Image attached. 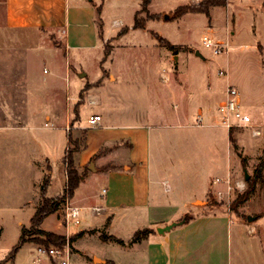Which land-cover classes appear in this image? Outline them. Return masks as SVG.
Segmentation results:
<instances>
[{
	"label": "rangeland",
	"instance_id": "374dc122",
	"mask_svg": "<svg viewBox=\"0 0 264 264\" xmlns=\"http://www.w3.org/2000/svg\"><path fill=\"white\" fill-rule=\"evenodd\" d=\"M73 1H77V6L82 1L87 2L94 11L97 27H101L104 36L111 37L110 40L99 39L103 42L96 48H68L65 53L60 39L56 42L61 47L48 38L34 41L29 36L19 40L13 33H4L0 37V264H33L36 256L34 241L23 243L13 256L8 255L17 243L22 227L30 226V218L41 201L42 184H37L26 166L27 146L36 144L43 150L46 144L58 145V152L63 155L67 105H70L72 116L78 115L75 121L87 127L77 131L75 137L70 136L68 148L72 150L80 145L82 148L88 146L89 113L110 111L113 114L108 121L124 120L126 116L145 120L146 112L153 106L155 111L149 120L154 125L150 129L153 175L161 174L162 166L168 167L169 171L176 168L177 158H185L187 154L191 169L202 173L206 184L215 177H225L229 166L231 173L223 182L229 180L231 190L230 193L223 191V198L224 202L226 197L229 200L230 217L247 225V216L258 215L251 223L258 225L257 236L264 247V171L263 179L256 181L252 194L233 205L234 199L246 188L244 170L251 177L264 158L262 0H231L226 6L214 8L209 17L203 13H190L184 18L169 19L164 15L173 12L180 1L189 0H153L145 9L143 0H68L67 8ZM137 11V17L143 20V28H132ZM115 19H119L121 25L114 26ZM122 27H127L128 31L117 35ZM115 31H118L116 35ZM154 34L181 48L174 53ZM204 36L227 42L228 51L214 53L212 47L203 44ZM196 50L202 57L195 55ZM174 56H177L176 60ZM44 68H47L46 72ZM220 70L224 73L219 74ZM80 72L86 75L79 77ZM163 73L169 75L168 83L162 80H165ZM110 74L115 75L116 81L108 82ZM97 79H102L107 86L87 91L93 85L91 81ZM228 84L239 90L241 110L248 113L253 126L261 130L260 136H252L250 128H233L228 134L222 126H207L204 109L208 105L216 108L215 102L224 97ZM91 95L101 97L103 105L90 104L86 96ZM48 96L63 112L58 119L48 122L47 127L44 126L45 107L51 101ZM181 102L186 105L190 102L192 112L180 121L174 111ZM198 107L202 109V115L197 114ZM132 110L140 111L142 117L126 115ZM199 116L202 120L197 123ZM163 117L170 120V125L159 127L165 120ZM231 121L235 120L231 118ZM21 125L27 126L18 129ZM69 127L66 133H70L71 122ZM51 169L56 173L59 167L52 165ZM61 179L54 175L51 187L46 190L47 197L62 192ZM237 182L243 184L242 187H238ZM95 183L94 189H100L102 182ZM210 197L206 201L217 204L214 197ZM202 204L204 201L201 200L195 203ZM55 212L43 220L42 227L54 229L61 219L62 204ZM80 219L83 226L99 220L97 214L86 209L80 212ZM98 231L99 234L92 231L75 239L84 255L90 260L93 253L100 256L110 252L125 258L126 249L114 241L103 240L100 235L107 234L103 228ZM110 233L124 241L129 240L128 244L133 243L130 239L133 232L128 228ZM78 260L76 254H70L72 264H79ZM260 261L264 263V253Z\"/></svg>",
	"mask_w": 264,
	"mask_h": 264
},
{
	"label": "crops",
	"instance_id": "0c3cea01",
	"mask_svg": "<svg viewBox=\"0 0 264 264\" xmlns=\"http://www.w3.org/2000/svg\"><path fill=\"white\" fill-rule=\"evenodd\" d=\"M67 1L0 0V37L4 33H13L19 40L28 39L29 36L33 37L34 41L48 38L52 43L55 42L56 46H62L65 53L68 48L93 49L102 45L103 41L100 42L99 39L104 41L111 39V37L104 36L101 27H97L94 11L87 2L82 1L77 6L75 5L77 1H73L72 5L67 8ZM199 1H180L176 7L197 4ZM226 1L227 3L231 2V0ZM152 2L153 0L148 6ZM216 7L218 6L210 8L209 16ZM170 13L172 12L170 11ZM190 13L193 12L186 13L181 18ZM113 25H121V21L115 19ZM117 32L115 31V35ZM56 39L61 40V46L56 42ZM259 45L261 44L259 43ZM46 71L47 68H44V72ZM163 77L165 78V80L162 79L164 82L170 81L169 75L163 73ZM109 81H116L114 74H110ZM91 83L93 85L87 88V91L92 88L103 89L107 86V83L102 79L92 80ZM49 95L54 97L50 92ZM224 97L215 102V109L210 105L204 109L208 120L207 126L224 127L217 111V105ZM86 98L90 104L103 105L99 96L91 95ZM49 99L51 100L50 97ZM65 110L64 129L71 122L69 135L75 137L77 131L87 127L75 121L78 115L76 117L71 115L70 105H67ZM154 111L153 106L148 109L145 120L141 118L134 120L132 117L126 116V119L119 121L107 120L113 114L110 111H105L104 114L98 111L89 113L88 123L89 118L93 115H99L101 119L98 124L89 123L91 127H88V146L82 148L83 146L79 144L80 146L73 155L74 167L80 176V181L70 202L78 206L80 212L86 209L90 210L92 214H97L99 220L97 219V222H91L87 226H83L81 223L78 226H71L72 228L68 229L69 234L81 231L82 237H85L92 231L99 234L100 228H103L107 235H114L110 232H118V230L127 228L133 233L145 227L155 231L140 242L128 244V240L124 241V244H120L122 249H126V253L123 254L126 259L116 257L109 252L100 256L93 253L92 259L90 257L89 260L74 240L70 248L71 253L78 256L77 263L264 264L260 261L264 247L263 241L257 236L258 225L251 222L246 225L240 219L232 220L227 197L224 202L225 192L223 191L226 190V183L223 182V179L231 173L229 166L225 177H215L209 184H206L203 174L191 169L187 154L185 158H177L179 161L176 163V168L169 171L168 167L162 166L160 169L162 175H153L150 129L154 125L149 120ZM62 112L58 110L53 100L48 101L45 107L44 126L48 127V122L58 119ZM191 112L190 102L188 105L182 103L179 106L177 104L174 115L181 121L187 118ZM115 114L122 115L121 112ZM129 114L142 117L140 111L126 112V115ZM197 114H203L200 107L197 108ZM163 119L165 118L163 117ZM169 121L166 118L163 121L164 124L161 123L159 127L170 125ZM26 126L21 125L18 129H23ZM227 131L229 134L230 131ZM67 134L65 131V138ZM33 141L35 140L33 139ZM68 144L69 141L66 138L63 155L58 152V145L46 144L43 150L41 146L37 145L36 147V144L27 146L26 166L33 173V177L37 179V184H42L43 179L48 177L46 189L48 190L52 185L54 175L59 180L62 178V192L57 195H48V197L61 196L65 190L66 168L63 156L68 150ZM180 147L182 148V146ZM101 148L103 150L98 153ZM24 152H27V149ZM90 162L93 163L90 164ZM52 165L58 166L61 171L58 169L54 173L51 169ZM214 165L217 166V163L215 162ZM217 178L222 181H216ZM96 181L102 182L98 190L93 187ZM159 184L162 189L160 186L158 187ZM213 186L215 187L213 188ZM219 192L223 193L219 195ZM209 196L214 197L217 204L208 203L209 201L206 200ZM198 200L204 201V204L195 205ZM94 207H99L100 210L94 212ZM52 214H56V212ZM183 217H185V221L168 232L159 234L156 231L157 227L181 220ZM58 221L59 224L57 223L54 229H46L42 227V223L40 228L65 235L66 230L61 219ZM114 236L119 237L118 235ZM34 259L32 263L36 264ZM41 264L55 263L47 257H43Z\"/></svg>",
	"mask_w": 264,
	"mask_h": 264
},
{
	"label": "trees",
	"instance_id": "16d2710c",
	"mask_svg": "<svg viewBox=\"0 0 264 264\" xmlns=\"http://www.w3.org/2000/svg\"><path fill=\"white\" fill-rule=\"evenodd\" d=\"M151 0H143L142 6L143 9L148 6ZM226 0H200L197 4H185L180 5L175 8V10L172 12L171 18H178L182 15L193 12V13H203L207 17H209L210 8L214 6H224L226 5ZM264 6V1H263ZM138 11L135 12L134 16V22L132 25V28H143L144 23L143 20L139 19L137 17ZM150 17H153V15H150ZM128 31L127 27H122L117 35L124 34ZM160 43H163L167 45L171 50L174 51V53H177V51L181 47H177L174 45H171L167 40L162 38L161 36H158L157 34H154ZM105 48V53L108 54ZM230 134V133H229ZM67 139H70L69 133L67 134ZM232 140V138H231ZM78 148L76 147L74 150L68 148L65 155L63 156V161L65 163L66 168V186L63 195L55 197V198H49L46 196V189L48 185V177H45L42 182L41 186V201L39 205L37 206L34 214L30 218V226L28 228L22 227L21 234L18 238V241L16 245L12 248V250L9 252V256H13V254L17 251V249L25 242L27 241H34L36 244H42L44 246L49 245H63L65 243V237L64 235H59L50 231H45L39 228L43 220L50 214L54 213L59 205L64 201L66 197L71 198L73 196V193L75 189L78 187L80 176L77 172V170L74 167L73 163V153ZM103 149L99 150L98 153H100ZM244 162V160H241ZM262 171H264V158L257 164V166L254 169L253 175L246 181V188L244 192H242L240 195H238L234 201L233 205L237 204L241 201H245L254 191L255 183L259 178H262L263 174ZM263 179V178H262ZM264 181V179H263ZM254 217H257L255 215ZM187 220V217H186ZM155 230L152 228L145 227L143 229L136 230L131 238V242H140L142 239L146 238L150 233L154 232ZM36 235V236H33ZM82 235V232H77L75 234L70 235L69 242L70 244L80 237ZM30 236V237H29ZM100 237L103 240L106 241H114L118 244H124V240L122 238L116 237L114 235H107V234H101ZM8 256V257H9Z\"/></svg>",
	"mask_w": 264,
	"mask_h": 264
},
{
	"label": "built area",
	"instance_id": "2783aa9c",
	"mask_svg": "<svg viewBox=\"0 0 264 264\" xmlns=\"http://www.w3.org/2000/svg\"><path fill=\"white\" fill-rule=\"evenodd\" d=\"M203 44L207 47H212L214 53L227 52L228 44L222 40H211L209 37L204 36L202 40ZM223 71H219V74H223ZM217 111L220 115V120L222 125L227 130H232L233 128H250L252 136H260L261 130L258 127L253 126L251 123V117L248 113L243 112L241 110L240 105V93L237 87L232 84H228L225 88V97L224 99L217 105ZM233 118L235 121H231ZM101 117L99 115H93L89 118L90 124H98ZM197 121H201V116L197 119ZM70 129L69 124L65 126V130L68 131ZM216 181H220V179H215ZM226 183V193H230L231 186L229 180L225 181ZM243 184L237 182L238 187H242ZM222 192H219L221 195ZM229 197V195H227ZM229 200H227L228 202ZM229 203V202H228ZM62 204V214H61V222L66 230L65 232V243L63 245H49L44 246L42 244L36 245V253L37 256L34 259L36 264H41L42 258L47 257L49 260L54 262L55 264H70V253H71V244L69 242L70 234L68 229L71 226H78L81 223L80 219V209L78 206L73 205L70 202V198L66 197ZM100 210L99 207H94L93 211L98 212Z\"/></svg>",
	"mask_w": 264,
	"mask_h": 264
},
{
	"label": "water",
	"instance_id": "95a60500",
	"mask_svg": "<svg viewBox=\"0 0 264 264\" xmlns=\"http://www.w3.org/2000/svg\"><path fill=\"white\" fill-rule=\"evenodd\" d=\"M88 1H91V0H88ZM171 16H172V14H166V15H164V18L168 19ZM195 55L202 57L201 53L198 50L195 51ZM174 59L176 60L177 56H174ZM85 75H86L85 72L78 73L79 77H83ZM92 163L93 162H90V164H92ZM249 177H250V175L248 174L247 170H244V180L247 181L249 179ZM246 219H247L248 222H252L253 220H255V217L250 215V216H247ZM184 221H185V217H183L181 220L173 221V222H171L169 224H166L164 226H159V227L156 228V231L159 234H164L165 232H168L169 230H171L173 227H175V226H177L179 224H182Z\"/></svg>",
	"mask_w": 264,
	"mask_h": 264
}]
</instances>
